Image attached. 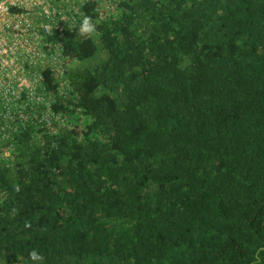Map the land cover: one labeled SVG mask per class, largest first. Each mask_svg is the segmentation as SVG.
I'll use <instances>...</instances> for the list:
<instances>
[{
	"label": "trees",
	"instance_id": "obj_1",
	"mask_svg": "<svg viewBox=\"0 0 264 264\" xmlns=\"http://www.w3.org/2000/svg\"><path fill=\"white\" fill-rule=\"evenodd\" d=\"M85 10L51 104L81 122L0 162V263L264 264V0Z\"/></svg>",
	"mask_w": 264,
	"mask_h": 264
},
{
	"label": "built area",
	"instance_id": "obj_2",
	"mask_svg": "<svg viewBox=\"0 0 264 264\" xmlns=\"http://www.w3.org/2000/svg\"><path fill=\"white\" fill-rule=\"evenodd\" d=\"M117 4L118 0H0V162L12 157L13 131L34 121L66 124L63 113L51 109L54 99L69 90L66 70L74 62L65 53L64 36L75 30L82 33L83 19L89 17L86 5H93L95 16L103 19L115 13ZM45 72L56 81L53 91Z\"/></svg>",
	"mask_w": 264,
	"mask_h": 264
},
{
	"label": "rangeland",
	"instance_id": "obj_3",
	"mask_svg": "<svg viewBox=\"0 0 264 264\" xmlns=\"http://www.w3.org/2000/svg\"><path fill=\"white\" fill-rule=\"evenodd\" d=\"M95 58V57H93ZM85 64H87L88 62H84ZM93 61H90L88 64H92ZM81 122V120L79 119V116H67V122L66 125H68V127H74L75 125H77V123L79 124ZM77 129V128H76ZM0 264H41L35 261H29L26 259H16V260H10V261H3Z\"/></svg>",
	"mask_w": 264,
	"mask_h": 264
},
{
	"label": "clouds",
	"instance_id": "obj_4",
	"mask_svg": "<svg viewBox=\"0 0 264 264\" xmlns=\"http://www.w3.org/2000/svg\"><path fill=\"white\" fill-rule=\"evenodd\" d=\"M80 31L82 33H91L94 31V25L90 23L88 17H85L83 19V22H82L81 27H80ZM31 257L33 260L41 259V257H39L35 251H33L31 253Z\"/></svg>",
	"mask_w": 264,
	"mask_h": 264
}]
</instances>
